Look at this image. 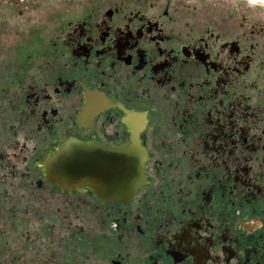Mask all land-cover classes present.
Segmentation results:
<instances>
[{
	"label": "flooded vegetation",
	"instance_id": "obj_1",
	"mask_svg": "<svg viewBox=\"0 0 264 264\" xmlns=\"http://www.w3.org/2000/svg\"><path fill=\"white\" fill-rule=\"evenodd\" d=\"M83 1L12 86L0 264H264V10ZM134 140L145 174L129 200L47 172L61 146Z\"/></svg>",
	"mask_w": 264,
	"mask_h": 264
},
{
	"label": "rangeland",
	"instance_id": "obj_2",
	"mask_svg": "<svg viewBox=\"0 0 264 264\" xmlns=\"http://www.w3.org/2000/svg\"><path fill=\"white\" fill-rule=\"evenodd\" d=\"M238 1L264 10V0ZM79 3L81 0H0V138L11 134L8 126L2 127L3 120L10 123L17 117L8 103L16 78L29 69L33 55L41 58L48 50L53 27L67 8Z\"/></svg>",
	"mask_w": 264,
	"mask_h": 264
},
{
	"label": "water",
	"instance_id": "obj_3",
	"mask_svg": "<svg viewBox=\"0 0 264 264\" xmlns=\"http://www.w3.org/2000/svg\"><path fill=\"white\" fill-rule=\"evenodd\" d=\"M77 147L78 153H70L67 146H61L48 159L46 167L52 179L64 184L77 178L90 184L104 200H129L143 184L146 152L138 140L125 148H97L90 156Z\"/></svg>",
	"mask_w": 264,
	"mask_h": 264
}]
</instances>
